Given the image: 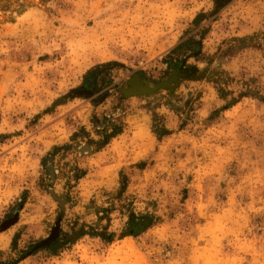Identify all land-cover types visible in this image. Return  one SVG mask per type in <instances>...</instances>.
<instances>
[{"label":"rangeland","instance_id":"obj_1","mask_svg":"<svg viewBox=\"0 0 264 264\" xmlns=\"http://www.w3.org/2000/svg\"><path fill=\"white\" fill-rule=\"evenodd\" d=\"M0 264H264V0H0Z\"/></svg>","mask_w":264,"mask_h":264}]
</instances>
